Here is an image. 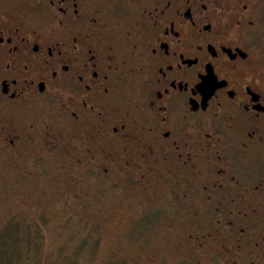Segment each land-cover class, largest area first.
Returning a JSON list of instances; mask_svg holds the SVG:
<instances>
[{"label": "flooded vegetation", "instance_id": "flooded-vegetation-1", "mask_svg": "<svg viewBox=\"0 0 264 264\" xmlns=\"http://www.w3.org/2000/svg\"><path fill=\"white\" fill-rule=\"evenodd\" d=\"M1 113L12 155L69 145L76 189H168L191 251L264 261V0H0Z\"/></svg>", "mask_w": 264, "mask_h": 264}, {"label": "rangeland", "instance_id": "rangeland-1", "mask_svg": "<svg viewBox=\"0 0 264 264\" xmlns=\"http://www.w3.org/2000/svg\"><path fill=\"white\" fill-rule=\"evenodd\" d=\"M2 145L0 264H234L207 248L191 251L186 234L200 226L175 208L168 189H109L102 177L76 189L69 145H33L23 156ZM234 259L264 264L246 254Z\"/></svg>", "mask_w": 264, "mask_h": 264}]
</instances>
